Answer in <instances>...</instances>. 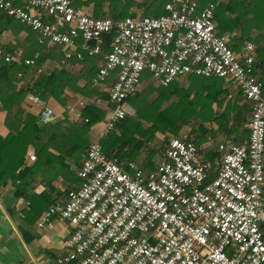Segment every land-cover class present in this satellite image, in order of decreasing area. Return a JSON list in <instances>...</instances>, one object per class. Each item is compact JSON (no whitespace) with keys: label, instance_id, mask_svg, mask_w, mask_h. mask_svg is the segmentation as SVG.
<instances>
[{"label":"built area","instance_id":"obj_1","mask_svg":"<svg viewBox=\"0 0 264 264\" xmlns=\"http://www.w3.org/2000/svg\"><path fill=\"white\" fill-rule=\"evenodd\" d=\"M214 8L171 0L163 15L113 20L95 18L72 0H0V13L34 32L38 44L61 47L60 64L85 55L95 61L92 86L112 78L102 137L134 115L127 100L145 76L156 87L219 79L227 100L239 96L249 105L245 140L219 141L212 163L201 161L187 132L166 139L151 171L134 164L126 171L98 142L89 143L74 168L79 186L35 221L38 229L56 220L70 226L55 264H264V84L255 46L230 50L228 34L214 27ZM0 55L24 68L37 58L22 59L20 50ZM24 100L38 108V125L56 120L33 93ZM25 159L35 161L32 153Z\"/></svg>","mask_w":264,"mask_h":264},{"label":"trees","instance_id":"obj_2","mask_svg":"<svg viewBox=\"0 0 264 264\" xmlns=\"http://www.w3.org/2000/svg\"><path fill=\"white\" fill-rule=\"evenodd\" d=\"M72 1L73 5L78 7L90 6L89 14L95 18L108 16L119 20L137 15V12L144 16L163 15L164 5L171 0ZM114 1L118 7L111 11L109 7ZM197 3L200 8L208 3L214 4V27L219 35H231L228 43L230 50L239 49L244 42L255 44L254 67L259 71L258 76L264 84V0H197ZM2 32H9L17 40L10 48L0 46L2 54L11 53L15 47L21 50L22 59H31L37 54L34 67H40L45 61L59 63L62 60L61 47L48 48L38 44L34 32L24 24L0 13V35ZM254 33L255 38L252 36ZM22 34L24 37L19 40ZM257 37H260V42L256 40ZM105 41L109 42V36L105 37ZM65 64H82L86 70L74 75L65 68L69 66L52 69L47 74H41L28 88L16 89V72L25 75L27 68L17 63L6 64L0 55V109L4 112L3 126L7 131L4 137H0V187L11 182L14 186V197H21L28 202L27 210H22L17 218L22 233L36 229V219L54 203L46 191L26 196L25 186L30 184L35 172L45 164L49 167L55 165V168L48 172L49 181L58 175L66 186L65 192L77 188L79 181L74 171L70 170L69 164L73 162V165L78 167L79 154L88 147L86 134L90 127L105 116L104 112L88 104L80 110L79 124L70 123L65 114L61 120H54L45 126L38 125L37 115L31 114H25L20 122L22 110L19 106L27 92L33 93L43 101L50 99L62 108L66 105L63 99L66 90L87 100L107 98L106 94L98 93L89 83V79L96 72L94 60L84 55L82 60L71 58ZM80 81L83 82L81 86L78 85ZM225 95L221 80L215 78L187 77L185 86L176 82L166 87L147 86L127 100L134 110V116L120 121L114 126L113 132L99 139L102 153L106 157H115L118 164L129 171L128 165L133 164L138 157L144 142L153 141L156 134L167 135V138L176 136L182 127L189 126L194 121L197 122L198 135L192 143L201 161L212 163L215 152L206 150L201 154L199 148L207 142V137L214 139L217 134H224L225 138L241 143L247 136L244 124L249 105L239 96L236 97L238 100L224 104ZM172 98L174 100L164 106ZM214 108L220 112L217 113ZM84 119L87 120L86 123H83ZM206 123L213 125L215 130H206L203 127ZM163 142L164 151L166 141ZM28 148L31 149L35 161L26 167L24 158ZM153 155V152H148L139 168L151 171ZM262 199L264 204V189Z\"/></svg>","mask_w":264,"mask_h":264},{"label":"crops","instance_id":"obj_3","mask_svg":"<svg viewBox=\"0 0 264 264\" xmlns=\"http://www.w3.org/2000/svg\"><path fill=\"white\" fill-rule=\"evenodd\" d=\"M85 11L86 8L82 7ZM88 9V8H87ZM87 11H91L88 9ZM88 13V12H87ZM231 39V35H228ZM252 36H255L252 34ZM24 35L19 36L21 40ZM15 40L9 32H2L0 35V46L5 48L8 46H13ZM14 50H20L15 47ZM21 51V50H20ZM16 64V63H14ZM69 66V67H65ZM67 68L74 75H79L86 69L83 68L82 64H60L45 61L40 67L27 68V73L23 75L22 79L18 81L16 79L15 87L23 88L29 87L30 84L36 80L41 74H47L52 69ZM24 68V67H23ZM39 71V73H37ZM259 72V71H258ZM147 77L145 76L144 79ZM142 79V80H144ZM112 78H108L107 81L102 83V85L93 86L96 88L97 92L100 94H106V90L111 83ZM82 81L78 82L81 86ZM26 88V89H27ZM65 102V107L62 108L50 99L45 100L46 106L52 111L56 116V121L62 119V115L65 114L67 120L72 124H79L80 110L86 105H92L94 108L101 110L102 112H107L108 104L106 99L93 98L91 100L84 99L71 91H65L63 95ZM19 108L22 110V118L25 114H31L33 116L37 115L38 108L32 106L27 101L22 100ZM105 118V116H104ZM4 112L0 109V137H4L7 134L6 129L3 126ZM207 124V123H206ZM91 129V127H90ZM89 129V131H90ZM89 132L86 134L85 139L87 140ZM159 136H155L158 139ZM102 138V134L99 139ZM98 139V141H99ZM97 141V142H98ZM88 143H90L87 140ZM207 142L202 144L199 148L204 149ZM207 147V146H206ZM51 152V151H50ZM27 153H32L31 149L28 148ZM53 153V152H51ZM26 156V155H25ZM160 157V155H159ZM145 156L139 154L134 160L133 164L137 167H141L144 162ZM25 166L28 167L32 162H27L24 158ZM159 161L157 155L152 159V167L154 168ZM73 162H70V170L74 171ZM55 168V165L49 167L45 164L35 172L33 180L30 184L25 186L26 196L31 194L38 195L42 191L48 192L49 196L55 201H63L65 199V189L66 186L62 184L61 178L56 175L54 179L49 181L48 172H51ZM14 186L11 182H8L6 186L0 187V264H55L54 260L62 253V243L67 237L70 226L65 221H53L50 227H44L42 229H32L30 231H25L22 233L18 227V216L22 210H27L28 202L23 198L14 197Z\"/></svg>","mask_w":264,"mask_h":264},{"label":"rangeland","instance_id":"obj_4","mask_svg":"<svg viewBox=\"0 0 264 264\" xmlns=\"http://www.w3.org/2000/svg\"><path fill=\"white\" fill-rule=\"evenodd\" d=\"M117 7H118V4H117V2H113L112 4H111V6L109 7V9L111 10V11H114V10H116L117 9ZM88 9H91V7L89 6L88 7ZM87 8H86V12H88V14L89 13H91V12H89V11H87L88 10ZM104 10H105V12H106V10H107V8H106V6L104 7ZM138 14H140V12H137ZM106 17H108V16H106ZM254 35H255V33H254ZM256 36H253V38H255ZM259 39H260V37H257V39L256 40H258L259 41ZM261 41V40H260ZM259 41V42H260ZM250 43H252V42H250ZM253 44V43H252ZM254 46H255V44H253ZM255 48H256V46H255ZM255 55H256V52H255ZM177 84H179L180 86H185L186 85V78H182V79H178V80H176L175 81ZM147 86H152L153 88H158V87H156L153 83H151L150 81H148L147 79H144L142 82H141V84H140V87H139V90L138 91H140V90H142L143 88H145V87H147ZM83 98V97H82ZM85 99V98H84ZM174 99L172 98L168 103H165L164 104V106H167L170 102H172ZM235 100H238V98H235ZM226 102H232V101H230V100H227L226 99V97L224 98V104L226 103ZM56 105H57V103H56ZM214 110L217 112V113H219L220 112V110H218V109H216V108H214ZM134 111V110H133ZM105 115H106V112H105ZM63 116V115H62ZM134 116V115H133ZM132 116V117H133ZM129 118H131V117H129ZM104 121H105V118H103L101 121H99V122H97V123H95L92 127H91V129H90V131H89V134H88V136H87V140L90 142V143H95V142H97L98 141V139L100 138V136H101V134H102V131H103V128H104ZM203 127L206 129V130H208V131H210V130H215V127L213 126V125H211V124H204L203 125ZM197 122H191L190 123V125L189 126H184V127H182L181 129H180V131L181 132H187L188 134H189V136L192 138V140L198 135V132H197ZM155 136H159L158 137V139H155L154 138V140L153 141H149V142H144L143 143V147L140 149V153L141 154H143L145 157H146V155H147V153L148 152H153L154 153V155H153V157L151 158V163H152V159L154 158V156L155 155H157V159L158 158H160L159 157V155L161 156V154H162V151H163V145H164V140L166 141V139H167V135H164V136H162V135H159V134H156ZM223 139H228V138H225V136H224V134H217L216 135V138H214V139H211V138H209V137H207V143L208 144H206V146H205V148L204 149H201L200 148V152H201V154H203L204 153V151L206 152V150H211V151H214V149H215V146H216V144L219 142V141H221V140H223ZM231 140V139H230ZM89 144V143H88ZM200 147V146H199ZM139 153V154H140ZM33 154V153H32ZM145 159V158H144ZM73 165V164H72ZM153 166V165H152ZM75 166L73 165V168H74ZM137 167V166H136Z\"/></svg>","mask_w":264,"mask_h":264}]
</instances>
